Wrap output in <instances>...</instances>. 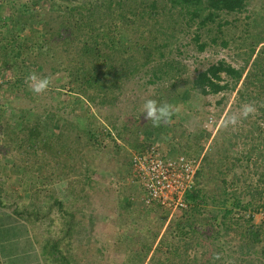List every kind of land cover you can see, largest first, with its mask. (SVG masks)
<instances>
[{
    "label": "trees",
    "instance_id": "trees-1",
    "mask_svg": "<svg viewBox=\"0 0 264 264\" xmlns=\"http://www.w3.org/2000/svg\"><path fill=\"white\" fill-rule=\"evenodd\" d=\"M21 1L12 2L9 14L14 18V12L18 13L14 23L19 24L22 32H27L34 44L32 47H20L17 39L0 41V72H6L7 76L12 71L15 82L25 86L22 68L28 62L30 72L52 77V86L44 96L51 99L57 92L58 95L63 94V99L45 105L43 97H39V101L29 89L17 94V86H10L14 94L9 93L6 101L13 102L12 115L18 110L21 113L11 121L5 116L6 109L0 107V167L7 175L15 169L25 168L23 164L29 158L33 163L44 166L37 174H44L46 182L59 181L71 193L74 202L64 206L52 185L46 189L43 201L47 209L57 210L61 225L66 229L57 239L48 238L43 243L36 239V244L42 247L43 264H70L71 256L64 254L60 245L79 227L73 211L80 210L76 204L82 203L84 206L89 199L87 191L97 171L94 157L108 140L113 143L117 140L112 129L103 134L96 131L91 138L88 137L94 106L100 112V109L115 105L129 83L137 75L144 76L142 73L148 76V84L169 81L172 87H177L183 69L180 63L165 60L166 51L169 46H173L177 33L194 32L193 41L201 52L212 45L226 47L223 28L228 22L224 17L246 13L250 0H45L46 8L41 12L34 9L27 12L28 8L23 7V4L21 6ZM203 35L207 39L203 40ZM255 42L249 47L251 54L246 59V65L255 52L256 44H264V33H260ZM262 54L264 47L252 64V72L246 76L245 68L237 69L224 60L212 64L198 73L192 82L191 91L208 96L235 88L242 82V100L258 101L264 106ZM256 80H259V84H256ZM158 94L147 99L165 101L166 97L159 90ZM68 95L71 96L70 101L65 98ZM18 99L21 104L14 103ZM85 101L89 104L86 110L90 113L89 118L86 121L73 119L72 115L82 109ZM28 103H32L33 107L29 109ZM28 115L33 116L32 120L20 125V119L23 121ZM144 118L142 115V120L134 117L125 119L126 136L131 140L144 127L152 125ZM54 119L58 120L56 124L59 131L55 130ZM259 119L261 122L256 120L248 131L241 130L238 134L223 131L218 135L214 150L198 161L195 185L187 193L188 208L173 213L183 214L168 223L164 229L165 235H162V225L155 229L146 228L144 235L147 240H159L160 247L153 251L152 246L143 241L135 252H126L120 264H221L223 251L211 240L218 238L219 231L206 235L197 218L198 214L205 215L203 211L208 204L204 191L209 184L205 183L204 175L212 181H219L223 215L216 222L222 220L225 235L233 242L230 250L235 255V264H264V223L257 225L254 222L255 212L264 211V107H261ZM112 125L122 139L117 124L113 122ZM165 127L161 125L159 129L168 135ZM241 140L249 146L247 153H242L243 159L254 160L252 166L251 163L247 166L250 172L242 175L239 172L232 173V168L226 164L231 151ZM127 142L131 143L129 140ZM181 148L192 150L187 143ZM186 157L194 159L190 154ZM126 164L130 166L131 158ZM231 173L232 186L242 182L234 190L233 200L226 190ZM251 174L255 183L249 184L247 179L251 178ZM25 175L22 172V176ZM4 181H7V176ZM132 191V187H127L128 198ZM41 198L33 195L32 200ZM13 204L8 203L7 190L1 187L0 208L11 210L30 223L27 214L30 215L32 210L25 205L19 209V205L14 207ZM227 204L246 214L240 215V221L233 222V213L226 208ZM34 211L36 213L32 215L40 214V210ZM185 230L188 232L185 233ZM162 246L165 250L161 249ZM216 255L220 256L219 260L215 259ZM149 256H152L151 261H148Z\"/></svg>",
    "mask_w": 264,
    "mask_h": 264
},
{
    "label": "rangeland",
    "instance_id": "rangeland-1",
    "mask_svg": "<svg viewBox=\"0 0 264 264\" xmlns=\"http://www.w3.org/2000/svg\"><path fill=\"white\" fill-rule=\"evenodd\" d=\"M13 1L0 0V41L12 38L18 40L20 47H24V45L32 47L34 44L33 40L29 38L26 31L22 32L20 30L19 24L14 23L17 21L18 13L14 12L13 16L15 19L10 17L9 12ZM20 4L28 8L27 12L33 9L41 12L46 8L47 2L45 0H23ZM224 19L228 22V25L223 28V37L227 42L226 47L212 45L201 52L193 41L194 32L177 33L176 40L172 43L173 46H169L170 48L166 51L165 58V60L168 59V62L171 61L174 64L180 63L183 69L180 72L181 81L177 87H172L169 81L148 84L146 81L148 76L142 73L141 75L144 76L137 75L129 83L115 105H110L103 110L100 109V112L94 106L93 112H91L92 117L90 118L92 126L88 131V137L91 138V135L96 131L103 134L106 130L112 129L115 132L117 140L115 143L108 140L106 145L102 147V150L94 157L97 171L92 176L93 183L87 191L89 199L85 202L84 206L82 203L80 205L76 204L80 210L74 209L73 211L79 227L76 228V232L72 233L70 238H65L60 245L64 254L71 256L70 264H120L121 260L126 257V252H135L140 248L143 241L151 245L153 251H155L160 247V242L159 240L148 241L144 235L146 228L149 226L155 229L157 226L162 225V235H165L164 229L168 227V223L174 217H180L183 214L182 212L170 214L168 211L160 208H151L144 204L142 190L137 184L130 182L131 166L125 165V162H128V159L130 160L131 154L135 150H141L150 144H156L161 146L165 153L170 156H187L190 154L196 161H200L206 154H210L214 150L216 138L221 132L228 131L232 134H238L241 130L248 131L254 126L256 120H260L261 107L264 106L258 104V101L242 100L240 96L242 82L236 85L235 88L231 87V89L222 91L219 94L208 96L195 94L191 91L192 82L198 73L205 71L212 64L221 60L226 61L237 69L245 68L244 75L246 76L252 72V64L264 47V44H256L255 52L251 56L250 62L246 65V59L251 54L249 47L251 48V45L256 43L255 41L258 39L260 33H264V0H250L246 13L241 15H226ZM32 26L34 25L32 24ZM205 39H207V36L203 35V40ZM261 56L264 57L263 54ZM22 71L23 77L30 73L28 62L24 64ZM5 73L4 71L0 72V107L6 109V118L13 121L20 115L21 111L18 110L12 115L13 102L6 101V96L9 93L11 95L14 94L10 86L12 84L13 86H17L15 87L17 94L28 88L26 85L20 86L15 82L12 71L8 72L7 76H5ZM255 82L259 84V80ZM158 90L166 97V101L172 103L178 109L177 114L172 118V122L163 125L166 126L168 135H165L159 127L151 125L144 127L131 140L126 136L125 119L134 117L142 120L143 100L152 95H159ZM35 96L38 99L39 97H43L42 101L45 105L59 101V98L63 99V94L58 95L57 92H55L54 97L51 99L45 97L44 93L35 94ZM70 97L68 95L65 98H68L70 101ZM39 101L41 100L39 99ZM245 102H255L258 109L257 112L247 119H243L238 125L225 128L221 123L224 114L239 113V109ZM14 103L21 104L22 102L18 99ZM23 104L25 107L27 106V104ZM31 107H33L32 103H28V108L30 109ZM88 108L89 104L85 101L82 109L75 112L72 118L86 121L90 115L86 111ZM32 117L28 115L26 119L23 121L20 119L18 123L24 125L28 121H31ZM57 121V119H54L53 123L55 124V130L59 131L60 129L56 124ZM113 122L117 124L122 139L119 137L117 131L112 128ZM173 135H175V138H173ZM126 140L131 141V143H128ZM186 143L192 150L181 148ZM248 148L249 146L245 145L243 140H241L237 147L231 151L230 160L226 161V164L230 166V169L232 168V173L239 172L242 175V173L250 172L247 166L250 163L252 166L254 160L247 161L242 156V153H247L246 150ZM262 149L264 150V146H262ZM6 153H3V155ZM39 153H41V148H39ZM128 154L129 156L127 157ZM7 155L9 156L10 154ZM237 159L240 161H236ZM23 165L25 168L15 169L7 175L3 173L0 167V188H6L8 203H14V207L15 205H19V209L25 205L32 210L31 213L29 212L30 215L27 214V218L30 220L35 241L39 239L43 243L48 238L50 240L57 239L65 232L66 227L61 225V220L58 218L59 213L56 209H47L48 207H46V203L43 201V196L47 193L46 189L50 185L56 189V194L64 206L74 202L73 196L64 184H61L59 181L53 182L52 180L46 182L47 179L45 180L44 174H37V171L44 166L33 163L29 158L25 159V164ZM22 172L26 174L25 177L22 176ZM232 173L228 176L227 180L229 184L226 190L230 199L233 200L231 198L232 194L238 186L242 185V182H238V186H232L230 184L233 178ZM5 176H7L6 182L4 181ZM250 177V179H247V183H255L253 174ZM204 180L205 183L209 184L204 191L208 197V204L203 211L205 215H197L201 230L206 235H212L213 232L219 231L218 238L211 240L223 251L221 264H235V255L230 250L233 242H231L229 237H226L222 220L221 222H216V219H220L223 215V208L220 204L222 191L218 188L219 181L218 179L212 181L206 175H204ZM33 182L34 186H32ZM127 187H132L133 190L129 198L127 196L128 192H126ZM33 195H39L42 198L33 201ZM244 201H247V199ZM228 204L230 205V201ZM228 204L226 208L232 210V221H240V215L246 213H243L242 210L231 208ZM34 209L40 210V214L32 215L36 213ZM47 211H50L48 215H46ZM254 217V222L257 225L264 223V211L255 212ZM184 232L186 233L188 230ZM39 249L43 258L42 247L39 246ZM161 249L165 250V247L162 246ZM151 259L152 256H149L148 261H151Z\"/></svg>",
    "mask_w": 264,
    "mask_h": 264
},
{
    "label": "built area",
    "instance_id": "built-area-1",
    "mask_svg": "<svg viewBox=\"0 0 264 264\" xmlns=\"http://www.w3.org/2000/svg\"><path fill=\"white\" fill-rule=\"evenodd\" d=\"M130 158L129 179L142 190L146 206L171 214L188 208L187 193L195 185L198 161L185 155L170 156L156 144L135 150Z\"/></svg>",
    "mask_w": 264,
    "mask_h": 264
},
{
    "label": "crops",
    "instance_id": "crops-1",
    "mask_svg": "<svg viewBox=\"0 0 264 264\" xmlns=\"http://www.w3.org/2000/svg\"><path fill=\"white\" fill-rule=\"evenodd\" d=\"M0 264H43L30 223L0 208Z\"/></svg>",
    "mask_w": 264,
    "mask_h": 264
},
{
    "label": "clouds",
    "instance_id": "clouds-1",
    "mask_svg": "<svg viewBox=\"0 0 264 264\" xmlns=\"http://www.w3.org/2000/svg\"><path fill=\"white\" fill-rule=\"evenodd\" d=\"M27 88L34 94H42L47 92L52 86V77L39 74L36 71L28 73L24 78ZM255 102H245L239 109V113H225L221 123L227 128L236 126L243 119L254 115L257 112ZM178 109L168 101H157L156 99H147L142 105V112L146 120L151 122L153 127H160L164 124H170L172 118L177 114ZM216 260L220 259L219 255L215 256Z\"/></svg>",
    "mask_w": 264,
    "mask_h": 264
}]
</instances>
